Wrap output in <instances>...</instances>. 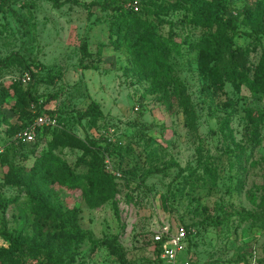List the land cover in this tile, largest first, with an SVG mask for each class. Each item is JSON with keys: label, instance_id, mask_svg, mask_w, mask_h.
<instances>
[{"label": "rangeland", "instance_id": "374dc122", "mask_svg": "<svg viewBox=\"0 0 264 264\" xmlns=\"http://www.w3.org/2000/svg\"><path fill=\"white\" fill-rule=\"evenodd\" d=\"M67 1L0 0V60L29 62L0 70V264H161L163 229L190 230L179 257L195 264H264V95L249 87L264 34L248 36L264 31V0H224L244 60L233 74L183 0ZM149 26L165 69L149 41L137 61ZM205 39L221 91L199 72ZM39 117L54 124L24 141Z\"/></svg>", "mask_w": 264, "mask_h": 264}, {"label": "trees", "instance_id": "16d2710c", "mask_svg": "<svg viewBox=\"0 0 264 264\" xmlns=\"http://www.w3.org/2000/svg\"><path fill=\"white\" fill-rule=\"evenodd\" d=\"M49 3L52 4L54 8H60L63 5L69 3L70 1H60V0H47ZM183 2L189 7L191 14L194 18V22L197 25H205L211 28H214V40L216 44L224 46L228 49V54L231 61V74L234 73L239 67H243V57L241 55L240 49L234 47L233 39L237 35V25L239 23L238 19L228 17L225 14L226 11V3L224 0H215V1H208V0H183ZM91 6V5H90ZM87 5H84V8H87ZM105 8L119 10L120 7H110V5L103 6ZM257 29L254 30L253 33L249 34L252 39H256L260 33L264 34V31L260 28L259 24L256 27ZM149 41L152 45L155 46L156 50L153 54V61L154 64L160 66L162 69L167 68V52L162 44L159 42L157 35L154 31L152 26H149L148 31L143 33L139 36L138 40L136 41L134 52L137 57V61L139 62L141 68L144 70L145 66V59L142 54L143 49L145 47V43ZM213 46V42L210 39H205L203 41L198 42L197 44L193 45V49L199 52V72L201 74H206L211 82L212 89H216L221 91L222 84L220 80V76L217 73L215 67L211 66V48ZM79 52L82 58H89L90 54L87 50V45L85 41L79 46ZM13 64H18L24 69L28 68L29 62L25 60L22 56L18 55L17 53H12L11 55L5 57L4 59L0 60V70L6 69ZM250 89L255 93H260L264 95V52L259 57L258 64L255 66L253 71L252 80L249 83ZM49 101L53 100L54 97H48ZM45 102L44 104H46ZM47 113H51L47 111ZM95 112L93 109H89L85 113H78L77 119L81 121L87 117H94ZM108 144L104 147V150L108 149ZM165 168L156 169L150 172L151 175L153 174H161L163 173ZM204 172L209 175L213 176V172L209 167L204 168ZM105 177H109L106 176ZM30 199L32 201L35 200V196L32 195V192H29ZM4 201L0 202V208L3 210L5 208ZM75 213L72 211L70 213V221L72 228L75 230L74 235L72 236L77 241H82L84 238L83 234L79 232L77 229ZM189 234V229L186 230ZM154 245V254L157 262L159 263V254H160V247L158 244ZM195 264V263H194Z\"/></svg>", "mask_w": 264, "mask_h": 264}, {"label": "built area", "instance_id": "2783aa9c", "mask_svg": "<svg viewBox=\"0 0 264 264\" xmlns=\"http://www.w3.org/2000/svg\"><path fill=\"white\" fill-rule=\"evenodd\" d=\"M53 124V120L39 117L31 129L22 133L24 141H33L34 130L37 127H47ZM187 235V232L183 229L176 231L173 235L170 234L169 229H163L153 235V242L160 247L159 261L161 264H194L187 258L181 259L179 257V255L185 251Z\"/></svg>", "mask_w": 264, "mask_h": 264}]
</instances>
